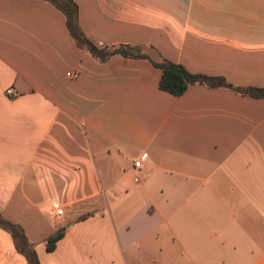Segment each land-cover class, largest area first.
Segmentation results:
<instances>
[{"label": "crops", "instance_id": "crops-1", "mask_svg": "<svg viewBox=\"0 0 264 264\" xmlns=\"http://www.w3.org/2000/svg\"><path fill=\"white\" fill-rule=\"evenodd\" d=\"M73 1L100 47L264 86V0ZM160 78L79 49L47 0H0V214L40 264H264V99ZM0 264H27L2 228Z\"/></svg>", "mask_w": 264, "mask_h": 264}, {"label": "trees", "instance_id": "trees-1", "mask_svg": "<svg viewBox=\"0 0 264 264\" xmlns=\"http://www.w3.org/2000/svg\"><path fill=\"white\" fill-rule=\"evenodd\" d=\"M59 9L65 16L66 26L77 47L91 54L97 61L104 62L110 56L119 54L129 58L149 59L154 66L161 70L159 89L173 96H181L191 85H203L208 88H226L232 92L257 99H264L263 87H237L227 82L223 77H214L187 71L182 65L173 63L157 55L152 59L140 45H119L116 47H100L89 40L78 23V8L73 0H47ZM90 214L83 215L78 220H83ZM0 228L8 232L18 253L23 255L27 264H40L33 245L29 242L24 229L5 219L0 214ZM65 228L61 227L50 234L45 240L48 252L55 249L56 243L63 238Z\"/></svg>", "mask_w": 264, "mask_h": 264}, {"label": "built area", "instance_id": "built-area-1", "mask_svg": "<svg viewBox=\"0 0 264 264\" xmlns=\"http://www.w3.org/2000/svg\"><path fill=\"white\" fill-rule=\"evenodd\" d=\"M6 94H7L8 96L12 95V91H11L10 89H7V90H6ZM140 164H141V160L134 161V163H133V167H135V168H139V167H140ZM137 180H138V177L135 178V181H137ZM62 213H63L62 209L56 211V214H57V215H61Z\"/></svg>", "mask_w": 264, "mask_h": 264}, {"label": "water", "instance_id": "water-1", "mask_svg": "<svg viewBox=\"0 0 264 264\" xmlns=\"http://www.w3.org/2000/svg\"><path fill=\"white\" fill-rule=\"evenodd\" d=\"M65 227H68V225H66Z\"/></svg>", "mask_w": 264, "mask_h": 264}]
</instances>
